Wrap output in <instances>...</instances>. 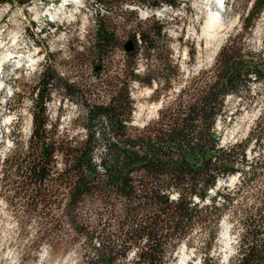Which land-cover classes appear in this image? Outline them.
<instances>
[{
  "label": "rangeland",
  "instance_id": "rangeland-1",
  "mask_svg": "<svg viewBox=\"0 0 264 264\" xmlns=\"http://www.w3.org/2000/svg\"><path fill=\"white\" fill-rule=\"evenodd\" d=\"M175 1L177 6L164 3L152 9L151 14L148 8L136 9L142 19L153 16L154 20L164 22L160 40L168 45L175 64L155 74L160 85L157 80L150 86L130 83L132 124L138 127L155 120L158 110L170 103L184 85L192 79L200 80L203 77L200 72L214 70L233 48L241 47V52L250 53L264 65V5L257 15L246 20L254 0H228L227 4L225 0V11L216 19L219 26L205 34L202 28L213 11L212 0ZM65 4L63 0L25 3L15 0L0 5V60L6 56L0 69L1 82H5L0 92V264H101L85 235L74 228V222L95 227L100 220L107 222L110 210L119 211V198L115 195L88 196L69 208L67 184L59 174L63 166L59 154L48 165L51 173L40 185L25 173L31 152L28 143L31 113L39 106L35 93L44 61L48 59L47 75L56 76L53 85L45 89L47 100L43 105L46 129L53 133L56 144L62 142L57 145V153L62 150L63 141L78 139L83 133L82 107L67 98L69 89L66 91L64 84L73 86L69 92L90 89L94 91L92 99L105 100L110 88L106 81L114 69L111 62L125 64L123 47L114 49L103 62L84 52L92 36L95 14L104 10L102 5L92 0ZM127 7L131 9L132 5ZM112 11L125 42L131 32H125L127 28L121 23L125 18L133 19L129 21L132 24L135 20L122 7L115 6ZM23 40L26 46L34 45L23 56V61L28 57L30 61L14 71L8 58L12 51L20 50ZM3 41L7 43L3 45ZM223 47L224 54L220 56ZM95 65L100 67L95 69ZM143 67L139 59L138 70ZM13 75L18 79L14 80ZM164 79L171 81L169 87L162 83ZM244 80L243 87L226 96L214 129L221 145L237 141L245 144L239 172L219 178L216 186H220V191L224 188L229 191L242 184L244 194H248L255 188H263L255 179L264 176V167L255 162L264 155V72L257 76L251 73ZM101 150L99 146L95 159ZM233 209L232 204L228 205L219 219L209 264H230L236 255L240 228ZM205 238L203 231L195 229L187 241L181 240L172 250L166 264H174L180 256L185 264H200ZM96 242L94 239L92 243ZM132 254L131 250L128 258ZM109 264H133V261L118 259Z\"/></svg>",
  "mask_w": 264,
  "mask_h": 264
},
{
  "label": "trees",
  "instance_id": "trees-1",
  "mask_svg": "<svg viewBox=\"0 0 264 264\" xmlns=\"http://www.w3.org/2000/svg\"><path fill=\"white\" fill-rule=\"evenodd\" d=\"M14 1L0 0V5ZM92 1L101 4L104 10L95 14L86 55L103 62L114 49L123 47L118 24L112 17L115 6L124 8L135 20L132 24L129 21L133 19L125 18L121 23L127 28L125 32H131L126 40L132 41L133 49L123 50L122 66L111 62L114 69L106 81L110 88L105 100L92 99L94 91L90 89L69 92L73 86L64 84L66 91L69 89L67 98L82 107L83 133L78 139L63 141L60 153L57 145L62 142L56 144L53 133L45 127V89L53 85L56 76L47 75L48 59L44 61L35 93L39 106L31 113L28 138L31 152L25 173L40 185L51 173L48 165L59 154L63 165L59 174L67 184L69 208L88 196L119 198V211L110 210L107 222L100 220L95 227L74 222V228L85 235L101 264L118 259L132 260L133 264H166L172 250L181 240L187 241L195 229L206 236L200 264H209L219 219L230 204L238 214L240 228L236 255L230 264H264V176L255 179L263 188H255L248 194H244L242 184L233 190L220 191L217 180L239 172L245 144L237 141L221 145L214 129L226 96L243 87L249 74L263 73L264 65L250 53L241 52V47L233 48L214 70L200 72L203 76L200 80L192 79L190 85H184L170 103L158 110L155 120L138 127L132 124L130 83L150 86L157 80L156 73L175 64L168 45L160 40L164 22L154 20L153 16L142 19L136 9L127 6L155 9L164 3L171 7L177 3ZM263 5L264 0H254L245 19L257 15ZM224 50L225 47L221 48L220 56ZM139 59L144 66L141 70ZM170 82L164 79L162 83L169 87ZM99 146L102 150L95 159ZM255 163L264 167V155ZM210 189L214 190L213 196H209ZM94 239L96 244L92 243ZM131 250L133 254L128 258Z\"/></svg>",
  "mask_w": 264,
  "mask_h": 264
},
{
  "label": "bare ground",
  "instance_id": "bare-ground-1",
  "mask_svg": "<svg viewBox=\"0 0 264 264\" xmlns=\"http://www.w3.org/2000/svg\"><path fill=\"white\" fill-rule=\"evenodd\" d=\"M63 1H64V5H66L65 2H76V3L80 2V0H63ZM62 3H63V2H62ZM223 5L225 6V3H223ZM224 6H223V9H224V11H225V7H224ZM132 7H134V6H132ZM219 8H220V6H219ZM219 8H215V9H214L213 12H215L216 14L213 13V12H211L210 16L207 18V20H206V22H205V24H204V26H203V28H202V30H203V32H204L205 34H207L210 30L214 31L215 28L219 26V23L216 21V19H217L219 16L222 15V12H221V10H220ZM47 11H48V13H50V10H49V9H48ZM58 11H59V10H58ZM224 11H223V12H224ZM213 14H215V15H213ZM53 15H55V13H53ZM53 20H54V19H53ZM14 41H15V40H14V37H13V38H12V43H13ZM6 43H7V42L3 41V45H5ZM15 43H16V41L13 43V45H15ZM12 55H13V54L10 55V57L8 58V60L11 58ZM5 58H6V56L3 57V59H5ZM3 59L0 60V69L2 68L1 66H2V64H3ZM22 59L24 60L25 58L22 57ZM26 60H27V61H28V60L30 61L29 57H28ZM1 80H2V79H1ZM174 264H185V259L183 258V256H180V257L175 261Z\"/></svg>",
  "mask_w": 264,
  "mask_h": 264
},
{
  "label": "water",
  "instance_id": "water-1",
  "mask_svg": "<svg viewBox=\"0 0 264 264\" xmlns=\"http://www.w3.org/2000/svg\"><path fill=\"white\" fill-rule=\"evenodd\" d=\"M133 49V43L130 39L126 40L123 44V50L124 51H131ZM98 66H95V69H97Z\"/></svg>",
  "mask_w": 264,
  "mask_h": 264
},
{
  "label": "built area",
  "instance_id": "built-area-1",
  "mask_svg": "<svg viewBox=\"0 0 264 264\" xmlns=\"http://www.w3.org/2000/svg\"><path fill=\"white\" fill-rule=\"evenodd\" d=\"M148 12L151 14L152 12L150 10H148Z\"/></svg>",
  "mask_w": 264,
  "mask_h": 264
}]
</instances>
